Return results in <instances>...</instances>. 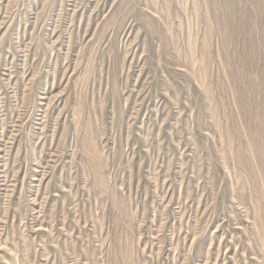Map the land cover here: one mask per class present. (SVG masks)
Here are the masks:
<instances>
[{
  "label": "rangeland",
  "instance_id": "rangeland-1",
  "mask_svg": "<svg viewBox=\"0 0 264 264\" xmlns=\"http://www.w3.org/2000/svg\"><path fill=\"white\" fill-rule=\"evenodd\" d=\"M0 264H264V0H0Z\"/></svg>",
  "mask_w": 264,
  "mask_h": 264
}]
</instances>
